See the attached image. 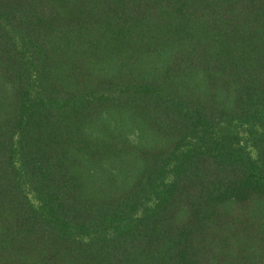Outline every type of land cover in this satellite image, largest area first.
Returning <instances> with one entry per match:
<instances>
[{
    "label": "trees",
    "instance_id": "1",
    "mask_svg": "<svg viewBox=\"0 0 264 264\" xmlns=\"http://www.w3.org/2000/svg\"><path fill=\"white\" fill-rule=\"evenodd\" d=\"M0 264H264V0H0Z\"/></svg>",
    "mask_w": 264,
    "mask_h": 264
},
{
    "label": "rangeland",
    "instance_id": "2",
    "mask_svg": "<svg viewBox=\"0 0 264 264\" xmlns=\"http://www.w3.org/2000/svg\"><path fill=\"white\" fill-rule=\"evenodd\" d=\"M253 153H254V151H253Z\"/></svg>",
    "mask_w": 264,
    "mask_h": 264
}]
</instances>
